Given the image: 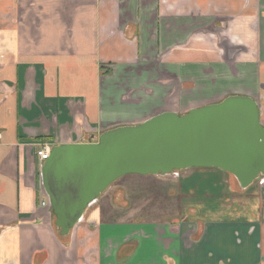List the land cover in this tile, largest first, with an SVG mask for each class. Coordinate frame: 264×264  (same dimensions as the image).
Returning <instances> with one entry per match:
<instances>
[{
    "label": "crops",
    "instance_id": "crops-1",
    "mask_svg": "<svg viewBox=\"0 0 264 264\" xmlns=\"http://www.w3.org/2000/svg\"><path fill=\"white\" fill-rule=\"evenodd\" d=\"M263 12L264 0H0V264H264V174L255 200L170 222L106 219L112 183L62 234L40 204L37 155L160 113L172 78H200L186 111L167 107L180 115L238 84L212 75L264 78ZM262 85L235 95L258 102L264 125Z\"/></svg>",
    "mask_w": 264,
    "mask_h": 264
},
{
    "label": "water",
    "instance_id": "water-1",
    "mask_svg": "<svg viewBox=\"0 0 264 264\" xmlns=\"http://www.w3.org/2000/svg\"><path fill=\"white\" fill-rule=\"evenodd\" d=\"M197 167L229 172L243 188L264 174V125L254 98L230 95L182 115L162 111L108 130L97 142L56 146L40 174L55 224L69 234L118 178Z\"/></svg>",
    "mask_w": 264,
    "mask_h": 264
},
{
    "label": "rangeland",
    "instance_id": "rangeland-1",
    "mask_svg": "<svg viewBox=\"0 0 264 264\" xmlns=\"http://www.w3.org/2000/svg\"><path fill=\"white\" fill-rule=\"evenodd\" d=\"M259 20H261L264 26L263 18L259 17ZM212 78L220 83H225V81L229 79L233 87L234 83H238L233 89L224 88L222 92L223 98H225L229 92L234 95L239 93L249 94L252 93L253 90L257 92L262 83H264L263 76L248 75L242 72L240 75L231 77L215 74L212 75ZM195 79L196 78L192 76L185 77L182 80L172 78L171 87L169 88L170 91L168 92L170 93L169 99H166L167 101L161 109L167 111L166 109H174L167 107L176 106V108L179 107L181 110L186 111L184 104L191 101L188 97L197 95V90L195 91L194 89L187 92L186 89L200 87V78L197 77L198 81ZM214 80L212 82H214ZM212 82L208 78L207 85L204 89L206 94L213 92L210 88ZM178 100H180V103H177ZM190 171L191 174L185 178L184 175L181 174L180 179L178 176L174 177L169 174H162L156 178V182L151 181L152 178L146 179L139 174H127L118 178L113 182L106 194V198L102 200L106 203L109 201L111 205V208H109L111 213L106 214L105 218L110 221L121 218L122 220L127 219L130 221L142 222H170L174 218L178 220V212H180V214L186 213L189 211L190 207H193L191 212L192 217H194L193 215H195V212H199L201 216L206 217L222 212L219 209L223 202H226V206L230 207L235 205V207H237L241 202H245L247 199L255 200L258 197L259 185L256 182L251 184L246 192L241 188L239 183H233L234 178L230 174H225V172L220 169L213 167H197L191 168ZM149 176L154 177L151 174ZM230 176L233 181L227 186V180H230ZM153 180H155V178H153ZM230 186L231 188H229ZM256 206L253 209H249V211L257 212ZM103 208L106 209L107 205L104 204ZM186 218L189 220L194 219L189 217Z\"/></svg>",
    "mask_w": 264,
    "mask_h": 264
},
{
    "label": "built area",
    "instance_id": "built-area-1",
    "mask_svg": "<svg viewBox=\"0 0 264 264\" xmlns=\"http://www.w3.org/2000/svg\"><path fill=\"white\" fill-rule=\"evenodd\" d=\"M51 151V147L45 143L42 145L41 148L37 150V155L40 158L41 162L44 163V161H46L50 157ZM41 195H43V199H41L40 201L41 206L49 208L48 196L46 195V192L43 189H41Z\"/></svg>",
    "mask_w": 264,
    "mask_h": 264
},
{
    "label": "flooded vegetation",
    "instance_id": "flooded-vegetation-1",
    "mask_svg": "<svg viewBox=\"0 0 264 264\" xmlns=\"http://www.w3.org/2000/svg\"><path fill=\"white\" fill-rule=\"evenodd\" d=\"M231 95H233V94H231ZM229 96H230V95H229ZM227 97H228V95H227ZM222 100H223V99H222ZM222 100L220 99V101H222ZM220 101H212V103H217V102H220ZM208 104H211V102H209ZM205 105H207V104H205ZM188 111H189V110H188ZM188 111H187V112H188ZM187 112H186V113H187Z\"/></svg>",
    "mask_w": 264,
    "mask_h": 264
},
{
    "label": "trees",
    "instance_id": "trees-1",
    "mask_svg": "<svg viewBox=\"0 0 264 264\" xmlns=\"http://www.w3.org/2000/svg\"><path fill=\"white\" fill-rule=\"evenodd\" d=\"M37 176H39V173H37Z\"/></svg>",
    "mask_w": 264,
    "mask_h": 264
}]
</instances>
